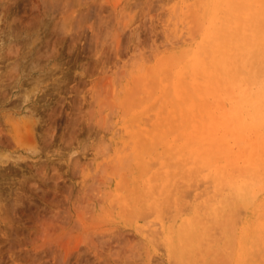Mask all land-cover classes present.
<instances>
[{"label": "rangeland", "instance_id": "obj_1", "mask_svg": "<svg viewBox=\"0 0 264 264\" xmlns=\"http://www.w3.org/2000/svg\"><path fill=\"white\" fill-rule=\"evenodd\" d=\"M185 1L0 0V264H180L163 225L178 207L185 218L203 215L217 192L211 169L195 160L197 145L182 148L223 116L212 99L174 102L179 51L189 53L205 27L206 5ZM173 146L164 156L176 204L166 220L147 213V186L139 195L158 184V156ZM243 147L228 146L236 168L254 158V146ZM256 184L251 209L241 206L229 230L232 240L258 224L247 264H264V181Z\"/></svg>", "mask_w": 264, "mask_h": 264}, {"label": "bare ground", "instance_id": "obj_2", "mask_svg": "<svg viewBox=\"0 0 264 264\" xmlns=\"http://www.w3.org/2000/svg\"><path fill=\"white\" fill-rule=\"evenodd\" d=\"M193 2L192 3L195 5V0ZM190 3L188 4L190 5ZM200 3H202L201 5H203V3L206 5L202 6L205 7V16L202 13L204 8L199 9L201 7L200 5V7L198 8L197 6V8L198 11L201 10L202 14H199L200 12L196 10L197 14H199L196 17H200L201 15L204 16L205 21H203V24L205 27L203 31H201V38L199 35V42H195V46L189 53L186 51L190 48L189 46V48L183 50L185 52L179 51L180 55L177 57L179 59L176 58L178 69L176 68V76L172 83V88H174L173 92L175 93L174 97L176 99V101H173L179 104L180 100V103H187V101H190L192 98L201 101L212 99L213 102L218 101V106L220 104L223 114H220L221 110L219 108V115H223L222 120L218 118L221 121L212 123L204 133L196 135L197 137H195L196 139L194 140L196 142L195 144H187L188 146L186 147L183 146L184 144L181 145V147H184L182 148L183 150L186 148L191 149V146L197 145L193 151L195 160L200 163L203 168L207 167L205 168L206 170H208V168L211 169L210 176H212V179L210 180L213 182L212 187L216 189L217 192L212 194L214 197H212L213 199H209V201L211 200L210 204H207V207L204 206L206 209L203 210V215L201 212L196 211L195 216L190 215L193 218H190V216L189 218H185L186 216L182 217V214H180V212L183 211L182 208L178 207L177 209H181V211L177 214L179 211L177 210L174 214H171L172 216L170 215L172 217L170 225H163L164 239H162L170 255L179 261L180 264H186L188 262V264H191L193 260L202 264H228L232 257H235L236 264H245L244 261L247 264L250 262L248 259L252 258H248V255L254 249L252 246L253 249L251 248L252 250L249 251L251 244L253 245L254 242L253 239L250 240V232L254 231L258 224H254L255 228L252 226L254 230L250 228V232L243 231V233L238 234V238L231 240L229 234L232 236L234 234L232 228L233 224L236 223L241 206H243V209L249 208L255 201V197L258 194V190L255 187L258 184L256 183L264 181V177H261V174H263L261 170L264 168V0H203V2L201 0ZM188 4L185 3V6H189ZM194 5L192 6L193 8L196 7H194ZM187 6L186 8H188V11L187 9L185 10L189 12L190 7ZM186 11L180 14L183 15L187 13ZM166 95L169 97L168 92ZM182 99H184V102H182ZM212 101H206V103H213ZM224 101L227 102V105H230L228 110L224 108L222 103ZM200 104H202V102ZM184 105L180 104L179 107L183 109ZM213 106L215 107V105ZM189 110L191 109L189 108ZM180 111L181 110H179V113ZM183 111L185 112V109H183ZM190 113L191 112H189V114ZM215 113L216 112H214V115ZM184 114H180V116L183 118ZM193 132H195L194 134L197 133V131L194 130ZM239 143L244 144V147H246L245 149L244 147L241 148V153L245 151L250 152L251 150H248V148H253L254 146V152L251 151L254 153V158L252 159L250 156V163L247 161L249 163L247 167V164H245L246 162L244 163L246 159H243L244 161H242L241 164L244 165L238 168L234 165V168L232 164L235 163H231L233 159H231L230 153L235 154L233 150ZM228 146H233L235 148L230 150ZM155 147H153V149ZM174 147L175 146L170 147L171 149L167 147L166 151L163 150L160 154L161 156H158V160L160 159L159 168L162 169V173L152 170L156 174L159 173L156 178H154L155 174L152 175V180L153 178L157 179L158 184L154 183L156 186H152L146 183L141 186L143 191L139 196L143 194L144 186H147V190L142 195L146 197L145 203L148 204L149 208L151 207L146 210L149 211L147 213L151 212V214H153L155 212L157 216L161 217L166 214L167 217V213H170L168 212V209H170L169 207L172 206L174 210L175 206L173 205L176 204L174 202L176 182L172 177V173L169 171L167 158L164 156V153L166 155L172 152ZM182 149L180 148L178 152L176 151L175 157L181 155L180 151ZM243 149L245 151H243ZM220 157L225 160L227 159L230 163H226V165L229 166L231 164L230 166H233V168H227L224 164L219 166L217 162ZM235 159V161H238L240 158ZM253 177L257 179V181L254 179L256 183H253ZM260 188L261 187L258 189L262 191L264 187ZM221 196L225 197L223 201L218 200ZM172 203L174 204L172 205ZM255 203L258 204V202ZM261 203L262 202L259 204L260 207H264V200L262 203L263 205H261ZM194 208H198L197 205H194ZM251 212L253 211L251 210ZM255 213L253 220L254 217L257 219V213L259 212ZM249 214L248 216H250ZM206 216H212L214 219L220 221L213 224L212 221L210 222L207 220ZM262 216L264 218V213ZM166 217L162 218L167 220L168 217ZM258 222L259 221H257V223ZM244 223L246 222L244 221ZM259 225L263 226L264 222H262V224L259 222ZM242 226L243 225H241V227ZM257 228L256 232L259 231ZM160 229H162V227H160ZM230 229L232 230L229 231ZM155 230L153 232H155ZM211 230L212 233H210ZM261 230V239L258 238V240H264V226ZM146 231H148V229L145 230V232ZM213 231H216L215 233L220 232L221 238H223L224 235L228 237L226 239L224 237L227 241L222 240L220 242V240H217L221 238L216 239L218 235H215ZM258 234H260V232ZM258 250H260V248H258ZM261 251H263V249H261ZM258 256L259 255H257V257ZM246 258H248V262ZM255 258L256 255L253 257V261ZM260 260L262 261L261 258ZM171 261L170 259V262Z\"/></svg>", "mask_w": 264, "mask_h": 264}]
</instances>
